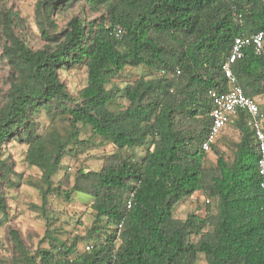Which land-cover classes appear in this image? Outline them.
Wrapping results in <instances>:
<instances>
[{
  "label": "trees",
  "instance_id": "16d2710c",
  "mask_svg": "<svg viewBox=\"0 0 264 264\" xmlns=\"http://www.w3.org/2000/svg\"><path fill=\"white\" fill-rule=\"evenodd\" d=\"M80 3L82 12L98 17L77 15L58 29L52 15ZM233 6L242 13L241 26L232 20ZM35 12L46 44L34 50L15 33L19 16L0 9L9 68L0 102V214L6 216L4 185H18L4 152L15 140L26 147V166L39 171L32 186L42 211H51V196L69 201L80 193L91 201L93 222L69 244L46 231L49 249L36 254L11 231L13 264H197L200 258L205 264H264V190L246 113L229 122L239 134L231 158L215 144L210 169L201 150L211 124L209 92L229 90L222 66L234 38L264 33V0H38ZM118 26L121 37L115 36ZM79 65L87 81L74 98L59 74ZM137 69L134 80L117 86L126 71ZM231 70L245 96L264 97V57L247 48ZM40 114L51 120L44 133L38 132ZM84 129L90 136L82 140ZM93 138L114 148L100 170L78 169L55 183L63 159ZM132 149H144L143 157L120 153ZM194 193L207 200L204 215L174 219V205ZM80 242L91 250L85 244L79 252Z\"/></svg>",
  "mask_w": 264,
  "mask_h": 264
},
{
  "label": "rangeland",
  "instance_id": "374dc122",
  "mask_svg": "<svg viewBox=\"0 0 264 264\" xmlns=\"http://www.w3.org/2000/svg\"><path fill=\"white\" fill-rule=\"evenodd\" d=\"M38 0H0V9L10 8L20 18V25L15 28V33L24 39L32 49L42 48L46 44L42 39L39 26L37 24L35 6ZM78 4L67 13L53 14L52 20L58 29L64 28L66 23L74 16H84L87 20L98 17L99 14H91L86 8ZM4 37L0 29V102L4 99L8 85V72L2 49ZM141 71L128 70L115 82L119 88L124 86L125 82L134 80ZM60 80L65 85L68 93L76 98L78 92L86 86L87 75L83 65H79L72 70L61 71ZM122 100H118V103ZM259 110L263 117L264 127V97L257 100ZM113 104L110 109L113 108ZM36 122L39 124V133L50 127L51 120L44 114H40ZM62 122H58L60 125ZM89 132L82 131L80 139H88ZM239 140L238 132L229 123L222 131L217 143L216 149L225 154L227 159L231 158ZM90 142L79 147L73 156H67L62 161V169L54 178L56 183L62 179L63 175H73L78 169H87L99 171L102 167L104 156L114 152L111 146H100L97 138L89 139ZM5 155L10 158L14 175L11 181H18V185L6 184L3 193L6 202V216L0 214V264H13L12 259L15 255L11 231L16 232L24 244L26 250L31 254H36L40 250L49 249V245L44 241L46 231L52 233L54 237L66 244H69L75 237H84L86 231L93 222V214L90 208L91 201L83 194H73L69 201L62 196H51V211L45 213L41 209L40 195L33 188L32 183L38 181L40 174L35 168L26 166L24 162L26 147L15 140L8 142L5 146ZM144 149L122 150L120 153L129 156L134 160H139L144 155ZM206 166L213 169L215 166V155L213 152L207 154ZM206 198L199 193H194L174 205L172 215L174 219L184 220L190 213L204 215L206 208ZM210 210L215 209V203L210 202ZM86 243H78L77 249L83 251ZM197 264H205L200 258Z\"/></svg>",
  "mask_w": 264,
  "mask_h": 264
},
{
  "label": "built area",
  "instance_id": "2783aa9c",
  "mask_svg": "<svg viewBox=\"0 0 264 264\" xmlns=\"http://www.w3.org/2000/svg\"><path fill=\"white\" fill-rule=\"evenodd\" d=\"M231 17L236 25H243L244 20L242 13L236 6H233L232 8ZM114 32L116 37H121L123 34V29L118 26L115 28ZM247 48H251L254 55L264 57V33L259 32L250 36H238L234 38L229 55L222 66L224 76L227 79L230 87L226 92H218L215 90L209 92V98L211 100L209 118L211 120V124L203 142L201 143V150L205 153H210L212 147L216 144L218 138L229 123L230 119L235 117L239 111L245 112L248 117V125L253 131L254 138L257 142L258 160L256 168L260 178V187L264 190L263 117L257 103L253 99L244 95L231 70V65L243 57ZM177 74H179V72H177ZM132 198L133 193H130L125 200L126 209L128 210L131 208ZM121 227L122 223L116 226L117 237L119 236ZM84 250L89 252L91 250V245L86 244ZM114 258L115 257H113V261Z\"/></svg>",
  "mask_w": 264,
  "mask_h": 264
},
{
  "label": "crops",
  "instance_id": "0c3cea01",
  "mask_svg": "<svg viewBox=\"0 0 264 264\" xmlns=\"http://www.w3.org/2000/svg\"><path fill=\"white\" fill-rule=\"evenodd\" d=\"M258 98H260V97H256V98H254L253 100L255 101V100H257ZM235 117H233V118H231L230 120H233ZM230 122V121H229ZM229 124V123H228ZM227 124V125H228ZM219 139V138H218ZM218 141V140H217ZM217 143V142H216ZM211 153V152H210ZM208 158V157H207Z\"/></svg>",
  "mask_w": 264,
  "mask_h": 264
}]
</instances>
